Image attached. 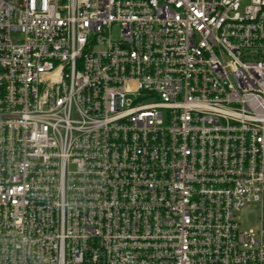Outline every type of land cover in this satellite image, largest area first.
I'll list each match as a JSON object with an SVG mask.
<instances>
[{
    "label": "built area",
    "instance_id": "1",
    "mask_svg": "<svg viewBox=\"0 0 264 264\" xmlns=\"http://www.w3.org/2000/svg\"><path fill=\"white\" fill-rule=\"evenodd\" d=\"M251 204L264 0H0V264H264Z\"/></svg>",
    "mask_w": 264,
    "mask_h": 264
},
{
    "label": "rangeland",
    "instance_id": "2",
    "mask_svg": "<svg viewBox=\"0 0 264 264\" xmlns=\"http://www.w3.org/2000/svg\"><path fill=\"white\" fill-rule=\"evenodd\" d=\"M22 2V0H19ZM13 40H21V35L18 33L13 34ZM114 39L119 38V28H116ZM131 85H128V89ZM236 219L238 221L240 230L250 231L257 235H260L262 227L264 228V204H251L243 207L239 212L236 213Z\"/></svg>",
    "mask_w": 264,
    "mask_h": 264
}]
</instances>
